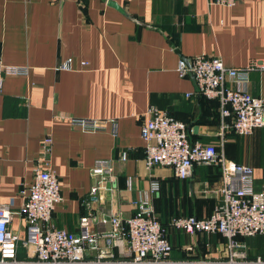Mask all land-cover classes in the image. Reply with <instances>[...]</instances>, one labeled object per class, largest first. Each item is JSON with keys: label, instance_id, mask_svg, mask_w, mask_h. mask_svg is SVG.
I'll list each match as a JSON object with an SVG mask.
<instances>
[{"label": "crops", "instance_id": "0c3cea01", "mask_svg": "<svg viewBox=\"0 0 264 264\" xmlns=\"http://www.w3.org/2000/svg\"><path fill=\"white\" fill-rule=\"evenodd\" d=\"M199 54L219 56L228 67H244L252 60L264 64V0H236L232 7L209 0H0V56L6 64L28 67L25 75L2 78L0 202L18 210L42 138L50 136L49 168L59 177L62 196L53 222L79 232L81 218L89 217L99 249L108 246L100 235L111 229L101 218L131 216L153 177L160 181L153 204L161 222L209 215L218 197L207 190L219 182V168L195 165L186 179L165 166L148 171L140 134L145 112L153 105L184 122L191 141L218 143L217 103L196 93L191 75L176 72L180 57ZM68 58L71 69H58ZM247 88L264 100V70L249 73ZM70 117L113 119L116 132L110 125L104 131H82L71 126ZM223 139L225 155L252 166L255 188L264 189V127L247 136L227 127ZM123 153L125 160L120 159ZM97 159L112 160L111 178L92 195L96 179L90 169ZM9 228L25 235L19 216ZM195 235L167 230L170 258H187L186 245L193 246V258L216 256L222 249L221 236ZM252 238L246 240L251 252ZM111 251L113 256L99 258L97 250H88L84 259L127 264L126 243ZM25 253L18 247V257Z\"/></svg>", "mask_w": 264, "mask_h": 264}, {"label": "built area", "instance_id": "2783aa9c", "mask_svg": "<svg viewBox=\"0 0 264 264\" xmlns=\"http://www.w3.org/2000/svg\"><path fill=\"white\" fill-rule=\"evenodd\" d=\"M61 2L62 0H52ZM211 4L232 7L236 0H209ZM84 65V62H82ZM58 69H71L68 58ZM264 70L260 60H252L246 66H226L219 56L199 54L190 58L180 57L176 72L179 77L191 75L195 81L196 93L209 99H217L220 106L221 131L217 144L191 141L186 124L167 111L150 105L141 123L140 134L144 141V166L150 171L155 166L173 170L179 179H186L193 173L195 165H215L220 170L219 182L209 192L218 197L214 211L208 216H173L170 225L189 235L197 233L217 234L224 239L222 249L216 256L207 253L200 258H170L172 246L166 236L153 204L154 195L160 190L157 178L149 180L147 190L135 201V212L122 218L117 214L101 218L109 222L111 229L100 237L108 246L99 249L98 238L89 229V217H82L79 232L57 228L52 219L55 205L62 200L58 175L49 168L52 138L44 136L39 155L33 167L32 181L20 191L23 198L18 210L0 202V264H100L99 259L87 261L85 252L97 250L98 257L113 256L112 246L127 244L130 259L127 264H264V257L253 256L247 238L264 235V189L255 188L254 169L238 163L225 155L223 131L231 127L241 136L264 127V100L252 95L247 88L249 73ZM26 66L10 65L0 56V88L4 76L25 75ZM191 93H186L189 97ZM230 117L227 124L225 118ZM71 126L82 131H104L111 126L116 132L115 120L92 118H68ZM121 160L126 159L123 153ZM110 159H97L90 169L96 179L90 188L95 195L107 179L111 178ZM131 186V179H127ZM101 199V196H99ZM22 218L25 235L10 230L9 223L14 216ZM18 247L25 249V257H18ZM187 250L191 245H186Z\"/></svg>", "mask_w": 264, "mask_h": 264}, {"label": "trees", "instance_id": "16d2710c", "mask_svg": "<svg viewBox=\"0 0 264 264\" xmlns=\"http://www.w3.org/2000/svg\"><path fill=\"white\" fill-rule=\"evenodd\" d=\"M203 96V95H201ZM203 98L207 99V100H211V101H215L217 103V106H218V112H219V115H220V106H219V102L217 99H209V98H206L205 96H203ZM228 120V122H227ZM225 122L227 124H230L231 122V118L230 117H227V119L225 118ZM226 129V128H225ZM230 131H232L234 134H236L234 132V130L229 127ZM224 152L226 154V149H225V145H224ZM219 176H220V171H219ZM214 211V209L212 210V212ZM211 212V213H212ZM210 213V214H211ZM209 214V215H210ZM209 215L205 216V217H208ZM198 217V216H196ZM199 218V217H198ZM160 220V219H159ZM161 222V221H160ZM161 225L162 227H164L166 229V236H167V230H176L172 225H170V220L167 221V222H161ZM168 238V237H167ZM251 245H252V248H253V251L250 253L253 255V256H261V257H264V235H257V236H254L252 239H251ZM193 248V246H192ZM183 254H186L187 258H193V253L191 252V249L190 250H187L185 247L183 248Z\"/></svg>", "mask_w": 264, "mask_h": 264}, {"label": "rangeland", "instance_id": "374dc122", "mask_svg": "<svg viewBox=\"0 0 264 264\" xmlns=\"http://www.w3.org/2000/svg\"><path fill=\"white\" fill-rule=\"evenodd\" d=\"M189 236H196V235H189ZM193 251H194V248H192V245H191V252L194 253Z\"/></svg>", "mask_w": 264, "mask_h": 264}]
</instances>
